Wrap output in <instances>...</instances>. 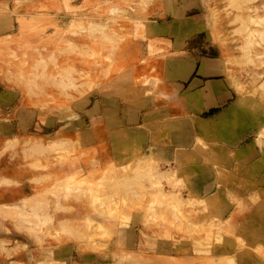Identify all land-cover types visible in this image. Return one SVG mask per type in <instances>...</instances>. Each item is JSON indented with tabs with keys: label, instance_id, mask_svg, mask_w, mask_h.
<instances>
[{
	"label": "rangeland",
	"instance_id": "374dc122",
	"mask_svg": "<svg viewBox=\"0 0 264 264\" xmlns=\"http://www.w3.org/2000/svg\"><path fill=\"white\" fill-rule=\"evenodd\" d=\"M62 5L72 15L69 21L56 25L51 32L35 33L47 45L37 42L35 51L24 50L28 48L25 45L20 50L0 47V53L6 52L10 59L0 77V90L4 88L0 101L10 94L0 102V264H264V245L248 247L239 234L228 251L211 247L213 239L217 245L226 243L224 236L232 234L236 216L244 211V201L235 200L242 198L237 192L228 190L233 212L224 219L231 212L224 204L226 194L225 200L211 195L207 199L211 203L203 199L207 195L186 197L181 193L186 186L185 175L194 171L161 168V153L152 147L153 155L148 158L143 154L130 159L117 153L113 157L109 148L96 147L102 137L67 133L71 130L66 128L67 120L44 132L32 129L33 124L26 130L20 126L16 115H25L30 98L35 108L55 109L60 105L69 113L66 118L74 113L76 126L85 128L87 115L83 109L77 110L73 101L98 84L95 73L83 68L93 58L92 45L112 43L116 33L126 37L121 42L126 44L135 36L134 23L112 19L110 9L117 6L121 14L136 16L122 0H107L105 6L94 4L87 12L82 5L72 9L69 0H63ZM93 17L97 21L92 22ZM209 23L240 92L236 103L247 104L257 121L259 134L251 144L261 145L264 0H218L209 6ZM242 73L246 78L243 81L239 79ZM127 82L123 79V96H132L137 83L138 95L148 98L159 78L143 74L136 82ZM82 108L87 109V105ZM152 110L146 113L144 124H153L154 143L160 141V125L182 128L185 122L168 118L163 108L159 114ZM59 124H64V129L55 132ZM252 145H246L237 157ZM200 147L213 150L197 136L190 152L177 149V163L187 158L207 160ZM136 163L140 166L135 167ZM228 176L220 178L221 182L228 181ZM251 196L259 206L264 190ZM213 218L217 223L222 221L217 228L207 224Z\"/></svg>",
	"mask_w": 264,
	"mask_h": 264
},
{
	"label": "crops",
	"instance_id": "0c3cea01",
	"mask_svg": "<svg viewBox=\"0 0 264 264\" xmlns=\"http://www.w3.org/2000/svg\"><path fill=\"white\" fill-rule=\"evenodd\" d=\"M62 1L0 0V47L20 50L21 45H25L28 48L24 50L35 51L37 42L45 44L35 33L38 30L51 32L56 25L68 22L72 17L71 13L63 9ZM150 1L147 4L143 0H122L136 16L121 14L118 6L110 9L115 21L123 18L135 24V36L131 38L130 44L121 43L126 37L119 33L112 37V43L102 47L96 45L98 43L96 46L91 44L94 46L93 58L86 61L87 68H83L95 73L98 84L86 95L73 101V105L76 104L74 107L79 111L83 109L87 115L85 128L76 126L78 119L74 113L66 118L69 113H65L63 107L60 109V105H56L55 109H50L51 106L40 108V105L35 108L29 97L28 103L32 107H26L25 115H16L18 122L24 130L33 124L35 127L32 129L44 132L59 121L67 120L66 128L71 129L67 133L102 137L101 145L97 144L96 147L109 148L113 157L117 153L130 159H137L143 154L148 158L153 155L152 147L155 152L161 153V168L169 170L182 167L194 171L193 175H185L186 186L181 193L186 197L207 195L203 199H208L216 195L225 200L223 195L226 194L224 204L229 205L228 211L233 209L229 203L228 190L242 197H235V200H243L245 207L243 213L234 220V231L224 236L226 243L217 245L213 239V249L218 247L228 251L231 249L230 243L233 244L238 234L248 247L264 245V200L258 206L251 199L254 192L264 190V138L261 145L251 144L259 134L257 121L247 104L242 106L236 103L240 99V92L235 88L230 69L223 61V49L211 30L209 6L218 0ZM69 2L72 9L82 5L87 12L94 4L105 6L107 0ZM93 19L92 22L97 21L96 17ZM72 59H75L74 56ZM9 60L6 52L0 53V77ZM128 71L133 73L134 78L143 74L158 76L159 82L151 86L153 92L148 98L138 95L140 85L137 83L132 96H123L126 91L122 88L123 79L126 80L123 73ZM239 79H246L243 73ZM9 95L6 94L2 101ZM16 95H11V99ZM85 105L87 109L82 108ZM160 108L164 109L168 118H180L185 122L182 128L160 125V141L154 143L153 124L149 121L150 124L146 126L144 118L151 109L154 114L163 113ZM108 123L112 126L108 127ZM63 126L59 124L55 132L62 131ZM131 128L134 134L128 135ZM197 136L213 148L212 151L203 150L202 156L208 159L190 161L187 158L179 165L177 149L190 152ZM249 144L252 146L237 157L238 152ZM219 157L222 159L219 160ZM111 163L113 161L109 166ZM227 176L228 181L221 182L220 178ZM219 222L213 218L207 224L212 223L217 228Z\"/></svg>",
	"mask_w": 264,
	"mask_h": 264
},
{
	"label": "bare ground",
	"instance_id": "6f19581e",
	"mask_svg": "<svg viewBox=\"0 0 264 264\" xmlns=\"http://www.w3.org/2000/svg\"><path fill=\"white\" fill-rule=\"evenodd\" d=\"M146 1H148V0H146ZM146 3L148 4V2H146ZM60 29H62V28L59 27V30H60ZM116 63H117V62H116ZM134 67H135V66H134ZM137 69H138V68H137ZM140 72H141V71H140ZM149 75H150V74H149ZM124 77H126V80L129 81V82H130V80H131V82H132V81H133V82H136V81L140 78V77H139V78H137V77L134 78L133 73H131V71L124 72ZM124 77H123V78H124ZM129 82H127V83H129ZM124 83H125V81H124ZM125 84H126V83H125ZM125 84H123V86H124ZM120 85H121V84H120ZM123 86H122V87H123ZM123 89H124V88H123ZM200 141H201V140H200ZM199 143H201V142H198V145L203 146V143H201L202 145L199 144ZM204 148H205V147H204ZM204 148L202 147V149H204ZM200 149H201V147H200ZM202 149H201V151H203ZM206 149H207V148H206ZM145 159H146V158H145ZM146 160H147V159H146ZM140 161H141V159H140ZM137 162H139V160H138ZM138 164H139V163H136V164H135V167H137ZM139 166H140V165H138V167H139ZM167 172H168V174H169V173H172V175H174V176H176L174 173H177V172H174V170H173V172H171V171H170V172L167 171ZM165 173H166V172H164V174H165ZM177 174H178V173H177ZM170 175H171V174H170ZM165 176H167V174H166ZM128 182H129V181H127L126 183H128ZM212 199H213V198H212ZM205 200H207V199H205ZM210 200H211V199H210ZM207 201H209V200H207ZM201 202H202V201H200V203H201ZM209 202H210V201H209ZM210 203H211V202H210ZM210 203H209V204H210ZM197 204H198V203H197ZM206 204H207V203H206ZM201 205H202V204H201ZM208 206H209V205H208ZM2 242L4 243L5 241L2 240ZM19 247H20V245H19ZM1 249H3V248H1ZM11 249H12V248H11ZM14 250H15V249H14ZM6 251H8V250H6ZM6 251H5V252H6ZM12 251H13V249H12ZM10 252H11V251H10ZM10 252H9V253H10ZM6 253H8V252H6ZM10 254H11V253H10ZM8 256H10V255H8ZM39 264H40V263H39ZM51 264H52V263H51Z\"/></svg>",
	"mask_w": 264,
	"mask_h": 264
}]
</instances>
